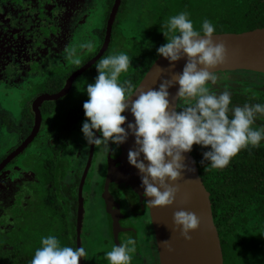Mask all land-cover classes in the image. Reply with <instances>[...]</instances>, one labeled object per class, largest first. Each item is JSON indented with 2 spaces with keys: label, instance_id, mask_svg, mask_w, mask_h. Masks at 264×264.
<instances>
[{
  "label": "flooded vegetation",
  "instance_id": "1",
  "mask_svg": "<svg viewBox=\"0 0 264 264\" xmlns=\"http://www.w3.org/2000/svg\"><path fill=\"white\" fill-rule=\"evenodd\" d=\"M110 2L111 0H0V83L3 82L8 88L20 89L28 81L29 75L39 73V69L42 73L46 72L43 83L38 84L39 89L35 88L24 96H31L23 104L26 107L24 114L21 110L18 116L13 115L12 119L17 117L18 122L13 127L12 124L2 126L0 130L2 132L5 128L7 133H0V143L6 142V137L11 136L14 142L12 147L0 148V155L5 156L1 158L0 165L36 132L24 151L0 170V264H31L36 249L42 246V237L55 236L63 246L64 241L74 242L75 236L78 244L75 185L79 189L92 156L83 188L85 209L89 202L84 196L85 186L101 190L106 184L109 160H116L121 153L120 145L115 144H110L107 149L94 146L92 152V145H88L85 138L77 142L74 137L75 132L82 130L83 123L87 120L83 108L84 102L89 99L86 88L88 84L95 82L98 62L109 55L131 52L125 49L124 43H127V26H123V21L128 15L124 0L120 2L107 40L109 20L116 0L107 14ZM139 6L142 18L150 15L146 12L148 10ZM89 41L94 45L92 51L80 48L81 44ZM131 41L137 49L139 40L131 37ZM69 56L72 59L79 58L81 63H72ZM95 59L92 66L78 74ZM125 74H121L120 80ZM216 74L218 81L227 82L229 76L224 80L219 72ZM263 75L252 72L249 80L252 76L258 79L262 77L264 80ZM242 81L245 80L238 82ZM227 83L232 96L230 110L236 106L261 102L259 93L263 92L264 85L255 94L244 90V84L237 83L241 87L236 88L237 86ZM210 84L211 82L208 86ZM62 92L64 96L57 99L43 100L39 107L41 120L36 130L33 104L41 97L56 96ZM178 105L183 106L180 101ZM11 127L13 130L9 131ZM96 135L99 137L101 134L96 132ZM118 186L124 185L117 182L111 187L122 214L116 234L111 212L108 211L105 199L99 195L105 206L106 227L101 229L105 232L100 233L102 240L105 244L110 240L113 247L128 238L135 239L136 253L133 254L132 264H160L149 208L143 202L144 211L135 213L131 203L134 196L128 195L126 188ZM86 213L87 209L81 220L80 244L87 251L84 246L85 238L92 236V233L84 232ZM137 226L146 230L144 237L148 238L147 243L140 242V230ZM142 251H147L148 254H144L145 258L140 262L137 258ZM106 252L101 248L93 260L90 255L82 258V264H98L96 262L106 259ZM101 264L110 262L104 261Z\"/></svg>",
  "mask_w": 264,
  "mask_h": 264
},
{
  "label": "clouds",
  "instance_id": "2",
  "mask_svg": "<svg viewBox=\"0 0 264 264\" xmlns=\"http://www.w3.org/2000/svg\"><path fill=\"white\" fill-rule=\"evenodd\" d=\"M163 28L167 43L157 49L158 55L173 64L187 56L182 73L163 80L158 90L141 91L133 100L132 82L120 81L121 74L132 63L131 58L126 53L109 55L96 65L98 75L94 83L87 85L89 99L83 104L87 120L82 132L88 145L98 148L125 143L129 131L123 127L127 122L123 113L130 109L134 115L135 123H129L128 129L135 136L137 147L129 151L128 159L141 174L143 195L150 198L145 200L148 208H164L175 203L180 192L175 183L182 178V172L194 171L188 169L183 155L191 152L194 145L210 147L203 153L202 163L210 162L211 168L219 169L228 166L242 149L249 145L258 147L264 140V127H253L257 114L264 116V105L245 104L230 110V92L217 94L208 87L209 82L215 85L219 79L211 70L223 65L228 56L225 43L214 40L216 28L212 22L205 18L197 30L189 13L181 12L170 17ZM80 48L90 52L94 45L89 41ZM68 59L76 65L81 63L79 58L69 56ZM177 83L176 97L183 106L177 104L174 109L169 88ZM96 132L101 135L98 137ZM173 222L188 242L193 239L190 233L199 230L201 225L194 212L185 210L176 211ZM136 243L135 239L128 238L114 245L106 252L107 260L110 264H132ZM163 244L169 252L174 251L169 241ZM41 245L31 264H80L81 258L88 255L83 246H62L52 235L42 237Z\"/></svg>",
  "mask_w": 264,
  "mask_h": 264
},
{
  "label": "trees",
  "instance_id": "3",
  "mask_svg": "<svg viewBox=\"0 0 264 264\" xmlns=\"http://www.w3.org/2000/svg\"><path fill=\"white\" fill-rule=\"evenodd\" d=\"M151 1L150 7L153 14L151 13L145 18H142L139 13L135 16L138 27L145 33V38L139 41L138 47L133 53L127 54L132 63L120 80L121 83L124 80H130L134 86L133 92L159 58L157 49L167 43L162 32L164 31L163 25L174 15L181 12L189 13V18L197 30L201 29L203 20L206 18L215 26V33H242L264 28V0ZM113 2L114 0H111L107 14ZM124 3L127 4L128 14L131 7L138 6V11H140L137 0L136 2L124 0ZM251 73L250 71L237 70L219 72V75L226 76L225 78L229 76L227 82L240 88L241 84L236 85L239 80H242L240 78H244L245 75L249 76ZM262 79L261 77L257 81L245 80L244 90L256 94L257 90L264 85ZM1 84L4 83L1 82ZM39 87V85L36 86V89ZM260 93L264 94V90ZM260 100L261 102L252 103V105H264V97L260 96ZM22 110L24 114L25 109ZM229 116L231 118V113ZM7 121V117L0 115V130L8 123ZM253 127H264V116L257 114ZM0 133H6L5 128ZM209 150L210 147L194 145L190 153L210 195L224 264H264V140L258 147L249 145L242 149L228 166L219 169L211 168L208 164L210 162L202 163L203 153ZM4 157L1 154L0 160ZM118 187L126 188L128 195H133L128 187ZM100 192L104 198L103 186ZM131 203L135 213L144 211L140 203L133 198ZM77 205L78 185H75V212ZM63 246L77 248L75 236L74 242L64 241Z\"/></svg>",
  "mask_w": 264,
  "mask_h": 264
},
{
  "label": "water",
  "instance_id": "4",
  "mask_svg": "<svg viewBox=\"0 0 264 264\" xmlns=\"http://www.w3.org/2000/svg\"><path fill=\"white\" fill-rule=\"evenodd\" d=\"M120 2L121 0H116L113 7L109 20L107 40H109L112 24ZM214 35V40L217 43H225L228 48V56L223 65H220L211 71L216 73L242 70L264 74V28L242 33H215ZM95 61L96 59L87 64L78 72V74L92 66ZM186 63L187 56H184L180 61L175 62L174 64L163 56H159L134 90V96L132 99H136L141 91H147L149 89L158 90L163 80L171 79L175 74L182 73ZM178 89V83L174 87L169 88L170 101L174 109L179 103L178 98L176 97ZM61 96H64V92L56 96L46 98L41 97L33 104V113L36 115V130L41 120L39 107L43 100L57 99ZM176 110L178 111V108H176ZM123 115L127 117V122L123 127L129 131V137L125 143L120 145L121 153L118 158L113 161L109 160L107 180L104 186V199L109 213L111 212L115 234L117 233V229H119V218L122 217V214L120 211V205L115 201L114 193L111 191L113 184L118 182L128 187L133 193L134 199L140 203L142 208L143 202L150 199L143 195L144 189L141 186L142 180L139 170L131 165L128 159L129 151L137 147L135 136L132 135L131 130L128 129L129 123H135V117L130 109L126 110ZM35 134L36 132H33V134L12 155L4 160L0 165V170L3 169L12 158L24 151L34 138ZM93 148L94 145H92V152ZM183 155L185 157L184 163L188 166V169H194V171L188 170L182 172V178L175 183L174 186H179L180 188L175 203L164 208H149L157 241L160 264H224L220 236L214 223L210 195L203 183L191 153L186 152ZM91 158L92 156L89 159L78 189L77 248L81 247L80 228L85 210L83 188ZM145 163H147V161H145ZM169 183H171V181H169ZM179 210L194 212L201 220L199 230L190 233L193 237L191 242L186 241L180 234V230H177L174 225L173 216L174 213ZM164 241H169L174 251L169 252L167 247L163 244ZM82 263L83 260L81 258L80 264Z\"/></svg>",
  "mask_w": 264,
  "mask_h": 264
},
{
  "label": "rangeland",
  "instance_id": "5",
  "mask_svg": "<svg viewBox=\"0 0 264 264\" xmlns=\"http://www.w3.org/2000/svg\"><path fill=\"white\" fill-rule=\"evenodd\" d=\"M136 2V0H132ZM138 4L143 6L142 3L145 5L151 6L152 1L151 0H137ZM150 3V4H149ZM143 6L148 14H151L152 10L151 7L148 9L146 6ZM128 10V9H127ZM142 11H138V6L131 7L129 10V14L127 15L126 19L123 21V26L126 24L127 26V32H126V38L127 43H125V49L131 51L132 53L136 50L135 46L133 45L131 41V37L137 40H143L145 37V33L143 30H141L138 27L137 23V16L138 13L140 14ZM153 14V13H152ZM153 24V22H152ZM154 25V24H153ZM39 73L28 76V81L25 82L23 87L20 89L18 88H12V87H6L4 84L0 87V113L7 117L9 120L6 126L15 125V123L18 122V118L12 119L13 115L18 116L19 111L21 112L22 109H25L26 107L23 106L24 102H28L29 98L31 96H28L29 98H24L27 93H31L32 90L38 86V84L43 83V77L45 76L46 72H43L39 69ZM226 76H223L224 80ZM242 80L249 79L248 75H245L244 78H240ZM257 81L258 77L252 76L250 81ZM240 84H245V81L238 82ZM212 91L215 93L223 92L225 90L229 89V84L227 82L218 81L215 85H209L208 86ZM230 92V90H228ZM261 94L262 97H264L263 93ZM10 128V130H13V128ZM7 134V133H6ZM75 141L81 142L82 139H84V134L82 130L75 132ZM11 137H6V142L0 143V148H4L5 146L12 147L14 145V142L12 141ZM101 194L99 188L93 187V186H85L84 190V196L87 198L88 204L85 206V209H87L86 216L84 217V232H90L92 233V236H87L85 239L84 246L87 248V254L90 255L91 259L95 258L97 256L96 252L99 254L101 251V248L105 251H110L112 248L110 240L108 241V244H105V242L102 240L103 236L100 233L102 232V228L106 227L105 224V215H104V203L102 202V198L99 197ZM97 197V198H96ZM140 230V242L141 243H147L148 238H145L144 235L147 234L146 230L142 227L137 226ZM144 254H148L147 251H142L140 256L137 258L138 261H142V259L145 258ZM106 256V253H105ZM104 261H108L107 258L101 260L100 262H96L98 264L103 263Z\"/></svg>",
  "mask_w": 264,
  "mask_h": 264
}]
</instances>
